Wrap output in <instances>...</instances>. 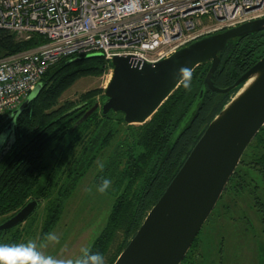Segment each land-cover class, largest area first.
Returning <instances> with one entry per match:
<instances>
[{
	"label": "trees",
	"instance_id": "1",
	"mask_svg": "<svg viewBox=\"0 0 264 264\" xmlns=\"http://www.w3.org/2000/svg\"><path fill=\"white\" fill-rule=\"evenodd\" d=\"M259 33L227 44L212 77L215 86L231 85L264 55V34ZM44 41L38 34L17 39L14 32L0 28V58ZM78 57L75 61L66 58L51 65L41 77L39 92L14 120L13 139L0 156V215L12 214L31 197L38 205L44 201L38 228V240L43 241L44 234L52 232L57 225L67 198L93 166L96 168L93 180L99 185L102 177L109 179L108 190L115 197L103 227L88 247L103 254L104 264H112L206 126L238 87L229 93L206 87L196 110L177 136L202 87L209 62L192 71L190 89L181 82L142 124H127L120 113L102 114L96 110L73 128L102 95V88L81 93L77 101L60 102L62 94L78 78L99 77L108 68L101 55ZM6 117L0 115V127L5 125ZM241 162L257 165L264 176V126L244 150L225 190L236 178ZM101 163L103 171L98 167ZM254 197L259 204L257 196ZM36 219L32 218L24 228L18 224L8 229L0 236V244H19ZM196 241L197 236L193 244Z\"/></svg>",
	"mask_w": 264,
	"mask_h": 264
},
{
	"label": "water",
	"instance_id": "2",
	"mask_svg": "<svg viewBox=\"0 0 264 264\" xmlns=\"http://www.w3.org/2000/svg\"><path fill=\"white\" fill-rule=\"evenodd\" d=\"M262 30L264 16L203 35L155 62L135 61L131 56L119 55L109 60L106 72L110 71V78L102 88V95L73 128L96 110L102 114L120 113L127 124L148 121L181 83L178 70L182 66L193 71L198 65L209 62L202 87L175 136L180 134L196 110L206 87L219 93H229L238 87L206 126L112 264H179L183 259L244 150L264 126V55L231 85L220 88L212 81L227 44ZM95 55L100 54L86 56ZM77 59L78 56L69 61ZM40 88L39 82L0 132V135H9L4 145L0 142V156L11 143L16 116ZM37 206L38 201L29 198L0 223V228L6 229L23 221Z\"/></svg>",
	"mask_w": 264,
	"mask_h": 264
},
{
	"label": "built area",
	"instance_id": "3",
	"mask_svg": "<svg viewBox=\"0 0 264 264\" xmlns=\"http://www.w3.org/2000/svg\"><path fill=\"white\" fill-rule=\"evenodd\" d=\"M264 16V0H0V28L37 46L0 58V115L12 116L49 67L99 53L155 62L203 35Z\"/></svg>",
	"mask_w": 264,
	"mask_h": 264
},
{
	"label": "rangeland",
	"instance_id": "4",
	"mask_svg": "<svg viewBox=\"0 0 264 264\" xmlns=\"http://www.w3.org/2000/svg\"><path fill=\"white\" fill-rule=\"evenodd\" d=\"M16 37L24 40L22 36ZM109 78L110 71L99 77L82 76L62 94L60 102L77 101L81 93L92 88H103ZM238 169L236 178L226 190L224 188L202 225L198 236L201 251L198 264H264V230L260 222L259 204L254 197L264 199V176L255 164L241 162ZM95 170L92 166L81 177L65 202L61 217L52 231L60 238L59 243L38 240L44 201L20 224L24 228L32 218L37 217L32 230L19 243L33 240L38 246L45 245L40 248L45 255L59 259L78 258L81 248L88 247L103 227L115 197L108 189L103 194L97 191L99 185L93 180ZM216 228L223 235V247L218 244L220 235L214 232ZM217 247L221 251L215 250ZM218 252L219 258L213 261L218 257Z\"/></svg>",
	"mask_w": 264,
	"mask_h": 264
},
{
	"label": "clouds",
	"instance_id": "5",
	"mask_svg": "<svg viewBox=\"0 0 264 264\" xmlns=\"http://www.w3.org/2000/svg\"><path fill=\"white\" fill-rule=\"evenodd\" d=\"M183 86L190 89L192 69L182 66L178 70ZM6 139V135H0V142ZM101 171L104 165H98ZM111 186V181L101 178L97 191L101 194ZM43 241L59 243V237L54 232L45 233ZM45 245H37L36 241L29 240L24 243L0 244V264H104V256L99 251H93L90 247L81 248V255L73 259H59L51 255H45L40 248Z\"/></svg>",
	"mask_w": 264,
	"mask_h": 264
},
{
	"label": "flooded vegetation",
	"instance_id": "6",
	"mask_svg": "<svg viewBox=\"0 0 264 264\" xmlns=\"http://www.w3.org/2000/svg\"><path fill=\"white\" fill-rule=\"evenodd\" d=\"M259 32H261V33H259ZM258 33L259 34H264V30H263V32L262 31H258ZM5 120H4V123H5V125H2L1 127H0V132L3 130V128L7 125V124H9L10 123V121H11V119H12V116H7L6 118H4ZM13 132L11 131V134H12ZM9 136V135H8ZM8 136L6 137V138H8ZM12 139H13V137H12ZM12 139L10 140V141H12ZM5 141L6 140H4L3 142V145L5 144ZM0 150H1V148H0ZM263 180V182H264V178L262 179ZM258 201H259V207H258V210H259V216H260V222H261V224H262V228H263V230H264V199H262L261 197H260V199H258ZM24 205V204H23ZM216 205V204H215ZM18 210V209H17ZM16 210V211H17ZM213 210V209H212ZM212 212V211H211ZM211 212H210V214H211ZM14 213V212H13ZM12 213V214H13ZM33 213V212H32ZM31 213V214H32ZM30 214V215H31ZM210 214H209V216H210ZM11 214H9V215H0V223L2 222V221H4L7 217H9ZM29 215V216H30ZM29 216H27L23 221H26V219L29 217ZM208 216V217H209ZM208 217H207V219H208ZM206 219V220H207ZM205 220V221H206ZM23 221H21V222H18L17 224H15V225H18V224H21ZM15 225H13V226H11V227H14ZM11 227H9V228H6V229H1L0 228V236H4L5 235V233L8 231V229H10ZM202 228V227H201ZM200 228V230H199V232L197 233V241L195 242V244H193V242H194V240H193V242H192V244H191V246L189 247V249L187 250V252H186V254L184 255V257H183V259L181 260V262L179 263V264H198L199 263V261L201 260V251H200V244H199V242H198V239H199V234H200V231L202 230ZM214 232L216 233V234H219L220 235V237H219V242H218V244H220V247H223V240H222V234H221V231H218V228H216L215 230H214ZM262 233V232H261ZM195 236V237H196ZM195 239V238H194ZM262 239H264V232L262 233ZM199 241H200V239H199ZM220 247H217L215 250H219V249H221ZM191 249V250H190ZM189 251V252H188ZM219 251H221V250H219ZM216 255H218V257L217 258H214L213 259V261H215V260H217L218 258H219V252L218 253H216Z\"/></svg>",
	"mask_w": 264,
	"mask_h": 264
}]
</instances>
